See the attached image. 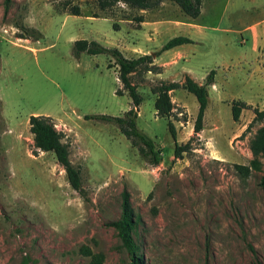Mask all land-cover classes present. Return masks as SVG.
<instances>
[{"label":"rangeland","instance_id":"374dc122","mask_svg":"<svg viewBox=\"0 0 264 264\" xmlns=\"http://www.w3.org/2000/svg\"><path fill=\"white\" fill-rule=\"evenodd\" d=\"M72 5L79 15L67 13ZM3 9L0 0V264H87L82 246L101 253L102 264H129L111 224L123 188L141 219L133 239L142 264H264V163L246 178L233 168L251 158L257 124L243 131L251 109L264 108V0H201L194 20L167 0L152 10L121 2L101 10L95 0H11ZM138 16L163 24L154 33L139 29ZM178 35L191 43L160 79L188 75L203 83L212 70L214 86H206L202 129L193 134L194 96L171 91L172 115L157 117L149 86L158 80L144 75L136 126L160 149V163L151 166L114 125L84 118L122 115L130 99L114 94L120 84L112 58H75L71 47L93 40L133 58ZM233 100L249 104L236 121ZM29 115L48 116L62 133L86 201L53 154L34 149ZM167 120L176 142L192 138L181 158L172 157Z\"/></svg>","mask_w":264,"mask_h":264},{"label":"trees","instance_id":"16d2710c","mask_svg":"<svg viewBox=\"0 0 264 264\" xmlns=\"http://www.w3.org/2000/svg\"><path fill=\"white\" fill-rule=\"evenodd\" d=\"M166 0H95L101 10L107 9L117 2L126 4L129 7L139 10H152ZM175 4L182 13L189 18H196L200 11L201 0H167ZM11 0H3L4 9ZM67 13L71 15H79L80 8L78 5H72L67 9ZM137 22H142L141 16L135 18ZM115 27V25H113ZM26 39L27 36H17ZM191 43V40L182 35L174 36L165 41L158 51L140 54L133 58L124 57L116 48H107L99 45L93 40L77 39L74 40L71 47V54L77 58L81 53L87 55L105 54L112 58L113 65L116 67V78L120 84L114 90V94H126L130 101L129 107L122 115L112 116L106 114L84 115L85 119L108 123L114 125L119 133L136 149L143 161L151 166H155L161 161L160 149L155 142L140 131L136 126V118L138 106L142 101V97L137 91L138 83L144 80L146 73L158 74L161 67L153 62V59L162 51L172 47ZM213 71H209L203 83L195 82L191 77L185 75L182 82L158 80L155 84L149 86L150 92L154 95L153 109L155 115L160 118L170 117L172 115L173 104L170 99V92L175 89H184L192 94L197 102V110L192 124V132L196 134L202 129V118L207 105L206 86L213 82ZM249 104L243 101L233 100L230 105V114L232 120L238 119L241 109L248 108ZM252 110V118L247 124L245 131L257 124L254 133L248 140V149L251 158L247 164H233L235 172L241 177L246 178L252 171H259L264 163V108L258 109L254 107ZM28 131L32 135V145L35 150L41 152H50L53 154L57 164L65 173L68 185L73 189L81 199L86 201V195L82 187L80 171L69 160L68 145L62 140V133L57 131L48 116L45 115H29L27 118ZM167 130L173 140V159L181 158L182 153L191 151L189 138L184 143H178L175 140V130L171 121L166 122ZM258 184L264 188V176L259 178ZM120 211L116 220L112 221V226L116 229L117 235L123 248L129 253V264H142L138 253V246L134 242L133 234L137 226L141 223L140 216L134 214L129 201V193L125 188L120 192ZM79 251L88 257L87 264H102L103 255L101 253H92L89 248L82 246Z\"/></svg>","mask_w":264,"mask_h":264},{"label":"crops","instance_id":"0c3cea01","mask_svg":"<svg viewBox=\"0 0 264 264\" xmlns=\"http://www.w3.org/2000/svg\"><path fill=\"white\" fill-rule=\"evenodd\" d=\"M188 17V16H187ZM192 19V18H191ZM192 20H194V19H192ZM173 21V20H172ZM263 21H264V19H263ZM174 22V21H173ZM139 24V29L140 28H148V30H149V28H150V32H152V33H154L156 30H157V28H158V26L160 25V24H163V23H161V20H154V21H146V19H144L143 20V18H142V22H139L138 23ZM182 24V23H181ZM184 24V23H183ZM187 24V23H186ZM189 24V23H188ZM173 25H177V24H173ZM180 25V24H179ZM190 25V24H189ZM191 26V25H190ZM185 44H187V43H185ZM185 44H181V45H178V46H175V47H172V48H170V49H167V50H165V51H162L158 56H156L154 59H153V62L156 64V65H158V66H160L161 67V72L160 73H158V74H154V77H155V79H157V80H161L160 79V77H159V75L165 70V68L166 67H169V66H171V65H173L177 60H179V59H181L184 55H185V52L183 51V47H184V45ZM138 47V46H137ZM161 47V46H160ZM159 47V48H160ZM132 48H134V47H132ZM138 49H139V47H138ZM147 53H152V52H149L147 49H145L144 51H139L138 52V55H140V54H147ZM166 53H169L167 56V59H164V61H160V55L161 54H166ZM148 74H152V73H148ZM193 79V78H192ZM194 80V79H193ZM195 81V80H194ZM196 82V81H195ZM197 83H199V82H197ZM199 84H201V83H199ZM210 86L211 87H213L214 85H213V82L210 84Z\"/></svg>","mask_w":264,"mask_h":264}]
</instances>
